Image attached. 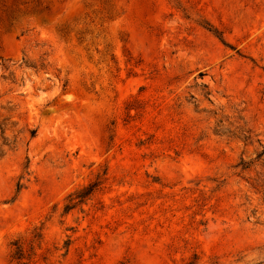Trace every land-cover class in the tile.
I'll list each match as a JSON object with an SVG mask.
<instances>
[{
  "label": "rangeland",
  "instance_id": "obj_1",
  "mask_svg": "<svg viewBox=\"0 0 264 264\" xmlns=\"http://www.w3.org/2000/svg\"><path fill=\"white\" fill-rule=\"evenodd\" d=\"M0 264H264V0H0Z\"/></svg>",
  "mask_w": 264,
  "mask_h": 264
},
{
  "label": "trees",
  "instance_id": "obj_2",
  "mask_svg": "<svg viewBox=\"0 0 264 264\" xmlns=\"http://www.w3.org/2000/svg\"><path fill=\"white\" fill-rule=\"evenodd\" d=\"M95 189V184L91 185L90 187L86 188L84 191L80 192V194H78V198H85L86 196L90 195Z\"/></svg>",
  "mask_w": 264,
  "mask_h": 264
}]
</instances>
